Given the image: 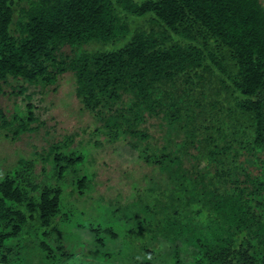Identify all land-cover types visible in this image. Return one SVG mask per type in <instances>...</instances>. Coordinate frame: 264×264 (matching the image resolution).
I'll return each instance as SVG.
<instances>
[{"label":"trees","instance_id":"obj_1","mask_svg":"<svg viewBox=\"0 0 264 264\" xmlns=\"http://www.w3.org/2000/svg\"><path fill=\"white\" fill-rule=\"evenodd\" d=\"M146 14L120 47L73 51L122 39L128 16ZM64 73L104 138L160 174L145 208L161 214L162 256L135 264H264V0H0V96L9 78L45 88ZM37 122L30 103L10 120L0 110L11 139ZM72 141L43 159L57 178L82 159ZM31 168L0 176V264L12 239L55 229L61 189ZM87 187L76 181L78 194Z\"/></svg>","mask_w":264,"mask_h":264},{"label":"rangeland","instance_id":"obj_2","mask_svg":"<svg viewBox=\"0 0 264 264\" xmlns=\"http://www.w3.org/2000/svg\"><path fill=\"white\" fill-rule=\"evenodd\" d=\"M150 16H128V32L120 40L77 45L73 51L116 49L133 30L144 27V20ZM73 51L62 49L66 55ZM20 87L25 89L18 93ZM3 90L0 110L6 120L30 103L38 122L37 129L14 139L9 128L0 127V176L15 170L20 162H31L35 183L61 189L55 229L36 227L34 231L31 227L29 234L12 239L8 264H135L147 258L146 250H152L151 257H161L157 250L162 238L151 231L161 214L146 210L162 190L160 174L155 167L139 162L122 142L112 144L111 137L104 138L74 96L70 73L61 75L55 86L45 88L9 78ZM67 136L73 138L69 148L82 159L57 178L50 173L51 163L43 159L51 144ZM81 177L88 187L78 194L76 181ZM39 242L52 250L49 258Z\"/></svg>","mask_w":264,"mask_h":264}]
</instances>
